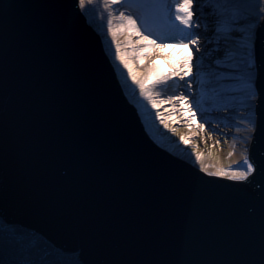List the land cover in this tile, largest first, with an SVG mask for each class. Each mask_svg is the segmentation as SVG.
Here are the masks:
<instances>
[{"label": "water", "instance_id": "obj_1", "mask_svg": "<svg viewBox=\"0 0 264 264\" xmlns=\"http://www.w3.org/2000/svg\"><path fill=\"white\" fill-rule=\"evenodd\" d=\"M256 57L255 170L207 175L149 139L79 0H0V264H264V17Z\"/></svg>", "mask_w": 264, "mask_h": 264}, {"label": "snow or ice", "instance_id": "obj_2", "mask_svg": "<svg viewBox=\"0 0 264 264\" xmlns=\"http://www.w3.org/2000/svg\"><path fill=\"white\" fill-rule=\"evenodd\" d=\"M93 2L94 0H79V5L82 9H85L88 4H92ZM195 2L196 0H165L164 3H160L158 0H131V2L130 0H103L104 9L107 12V29L112 34L113 39H115L118 31L126 30L134 36H142L139 43L144 44L145 49L153 47H174L175 45L189 49L187 57L182 61V69L172 71L170 74H157L155 73V68L158 67V65L153 64L152 68L149 69V77L143 80H137L135 76H132V79L139 86L140 96L149 101L152 108L157 107L156 100L152 99V89L159 86V90L163 91L164 88L170 86L168 85L169 81H172L173 84L176 83L174 80L175 77L184 81L188 90L191 91L192 81L187 78L193 75L191 70L193 67V54L189 46H194L196 51L199 52L200 40L199 35L193 31V29L199 27V23L193 19L194 12L192 9ZM227 2L233 5H239L243 0H227ZM118 3L121 5H129L134 8V11L130 13L127 11H120L117 16L113 17L111 10L112 6ZM260 3V11L264 13V0H260ZM113 19L119 21L117 27L113 26ZM239 19L240 17L236 16L231 23L238 26ZM137 20L141 21L139 26L137 25ZM150 36L155 38L149 39ZM166 39L175 41V44H166ZM224 39L227 41L228 37L225 36ZM157 40H159L160 43H157ZM129 44L131 45V41H129ZM250 44L251 37L248 38V43H241L239 45L244 51H237L234 48L228 49L224 53V62L221 63L217 61L218 67L230 66L235 70L233 73L225 74L223 77V79L235 81L231 86H226L222 89L223 95L218 93L213 96L209 95L207 91H202L201 101L193 102L189 101L188 97L181 93L179 97H169V101L172 99L188 101L190 108H192L193 103H195L194 112H203L204 103L218 104L222 102L224 97L229 93H241L245 100L254 98L257 95L254 75L255 56L254 50L250 47ZM116 47L117 51H119V45ZM133 53L138 57H142L143 49L134 47ZM120 58L123 60V67L128 69L129 73H131V68L128 62L124 60L123 55H121ZM241 68H243L244 71H240ZM203 83L205 82L202 81V84ZM146 107L147 105H144V108ZM193 118H195V115H193ZM201 127H203V125H201ZM237 131H239V129H237ZM181 142L185 145L188 144V140H185L183 137L181 138ZM229 155H232V153H229ZM201 159L202 157L200 155H196L197 162ZM208 167H210V165L202 166V170L207 172ZM254 170L253 164L245 153L242 161H238L235 166H229L227 169H219L208 174L213 176H228L229 179L232 180L245 181L252 175ZM229 173H231V175H229Z\"/></svg>", "mask_w": 264, "mask_h": 264}, {"label": "bare ground", "instance_id": "obj_3", "mask_svg": "<svg viewBox=\"0 0 264 264\" xmlns=\"http://www.w3.org/2000/svg\"><path fill=\"white\" fill-rule=\"evenodd\" d=\"M244 1H250V0H243V2L240 3L239 5H241V4L247 5L248 2H244ZM253 1H255L260 8V5H259L260 0H253ZM210 2L212 5L217 4V0H210ZM251 2H252V0H251ZM213 9H214V7H213ZM82 13H83L86 24L95 31V33L99 36L100 39L102 37L106 36L111 40L110 42L104 41L105 48L108 49L107 53L110 54V56H108L110 64L112 65V67L115 71V74L118 78V81L122 85L125 93L128 94L131 101L136 105V108L139 111V113L142 117V120L145 123L148 131L152 132L153 130H155L157 128V125H156L157 121L154 118L155 116L153 115V112L150 109L151 103L140 96L139 86L132 79V76H135L137 80L141 79V77H142L141 75H143V72H144L142 65L144 64V66H145V63H144V61L146 59L145 57L150 55V52L153 50V48H149V49L144 48L142 57H138L136 55L137 59L132 57L134 55V53L127 52V50H124L125 52L121 51L120 47H119V51H117V47H116L118 44L117 39L121 38L122 33H126L128 31H126V30L125 31H118L117 35L115 36V39H113L112 34L107 29V23L105 22V24L104 23L102 24L98 21V17L95 15L94 9L91 6V4H88L85 9H82ZM242 19L244 22L245 18L242 17ZM118 24H119V21L116 19H113V26L117 27ZM224 32H225V34H229L230 44L236 42L238 40V37H239V40H240V38H241V40L243 38V41L245 39L249 38V35H248L246 30H242L240 32V34H238L235 31L233 32V30L231 28L227 27V29ZM234 36H236V37L233 38ZM122 43L124 45L127 44V42H122ZM122 48H123V46H122ZM121 55H123L124 60H126L128 62L129 66L131 68V73H129L128 69H125L123 67V60H121V58H120ZM228 71H229V73L234 72V70L232 68H228ZM151 94H155V93L152 92ZM237 95L238 94H236V96ZM144 105H147V107L144 108ZM234 111H236V110H234ZM154 124H155V126H154ZM243 125L245 126L244 123H243ZM251 125L253 126L252 123H251ZM252 126H250V131H252ZM244 128L245 127H243L242 129H244ZM245 130L248 131V128H246ZM245 136H248V134L246 133ZM249 136H250V132H249ZM159 140L160 139H158V141ZM192 148L197 152H201L195 146H193ZM204 153H206V151H204V152L202 151L199 154L203 155ZM178 156H180L181 158L185 157L189 162H191L192 164H194V166H197L201 170H202V166L210 165V167L207 168V172L211 173V172L217 171L216 169H213L212 162L210 161V159H207L208 160L207 161L201 156L202 159L199 162H197L196 157L189 158L185 152H179Z\"/></svg>", "mask_w": 264, "mask_h": 264}, {"label": "rangeland", "instance_id": "obj_4", "mask_svg": "<svg viewBox=\"0 0 264 264\" xmlns=\"http://www.w3.org/2000/svg\"><path fill=\"white\" fill-rule=\"evenodd\" d=\"M216 152H219V149L218 148H216ZM216 155H217V153H216Z\"/></svg>", "mask_w": 264, "mask_h": 264}]
</instances>
